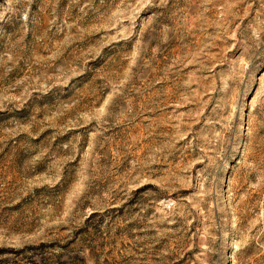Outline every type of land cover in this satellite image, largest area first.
<instances>
[{
	"label": "rangeland",
	"instance_id": "1",
	"mask_svg": "<svg viewBox=\"0 0 264 264\" xmlns=\"http://www.w3.org/2000/svg\"><path fill=\"white\" fill-rule=\"evenodd\" d=\"M0 264H264V0H0Z\"/></svg>",
	"mask_w": 264,
	"mask_h": 264
}]
</instances>
